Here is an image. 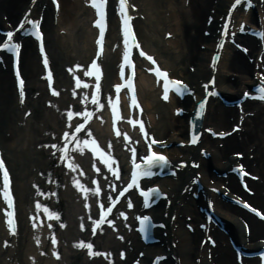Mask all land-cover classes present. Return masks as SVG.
<instances>
[{"label": "bare ground", "instance_id": "obj_1", "mask_svg": "<svg viewBox=\"0 0 264 264\" xmlns=\"http://www.w3.org/2000/svg\"><path fill=\"white\" fill-rule=\"evenodd\" d=\"M29 1L30 0H0V23H5L9 20L15 21L21 11L23 14L27 10ZM230 1L231 0H132L133 4L138 8L139 14L135 20L136 30L144 46L156 53L158 60L161 61L164 67L171 68L173 71L172 75L184 76L185 79H187L191 87L195 89L193 92L195 98L199 93L201 96L202 85H200V83L205 82L210 73H213L216 77L214 86L218 87L221 94L224 96L236 97L239 90L246 88L247 84L254 82L251 75L253 66L247 62L246 56H241V54L232 47L225 46L220 55V60L213 68L208 64L210 54L213 51V54L215 53L213 42L216 36L214 27H216L218 22L217 17L223 15V11L226 10L225 8ZM60 2L61 14H63L64 17L60 15L62 19L60 22L58 19V24L56 26L52 24L51 9L44 7L42 10L44 18L42 20V26L46 33L48 47H50V56L53 58V66L55 67L56 76L58 77L61 76L60 65L64 61H70L75 57L87 58L86 54L90 47L88 41L91 37L88 25H86L87 28H85L84 34H78V36H76L75 33L72 32V35L71 32H69L70 29L78 27L77 24L81 21L78 18L79 16H76L78 14V7H73L76 1L60 0ZM42 5L43 2H41L38 8H33V14L38 13ZM79 11L85 16L84 18L87 22L88 9L82 7ZM143 14L145 16L144 20ZM3 15L7 16L6 21L2 19ZM140 15H142L141 18ZM206 15H209V19L212 21L210 27L206 28L210 32L209 36L202 35L203 27L205 26L204 23L207 20ZM241 16L240 13H235L231 18L232 20H235V18L239 20L242 19L240 18ZM251 16L253 17L252 14L244 16L248 23H250L249 19H251ZM83 23L79 24L80 29L83 28ZM61 28H67L68 32L66 35L56 34ZM166 32L171 33L170 39L165 40L163 38ZM241 41L250 48L248 56H251L250 54L255 56L258 53V48L255 46L257 42L255 38L243 37ZM22 48L24 51L21 57V68H23L25 77H27V87H29L31 91V89H34L33 86H36L35 75L39 69L37 65L38 60L28 42H24ZM70 52H74V54L71 55ZM69 54L70 56L68 57L67 55ZM105 55L106 60L104 63L106 75H108L110 71V62L115 60L117 54L115 53L113 56V53L108 52V54L105 53ZM190 65L193 66L194 72H190L188 69ZM10 78L5 70H0V109L2 112L0 127L4 129L8 128L12 131V135H15L16 127L13 126V121L17 116L15 112L17 107H15L14 104L16 97L15 89L13 88V78ZM137 81L138 91L144 102L145 110L150 120L149 123L152 124L155 135L159 139L167 138V141L172 143L169 147L170 156L172 157L173 153L178 150L179 154L183 153L184 156L187 155L189 159L192 157L193 159H200L192 147L188 149H176L173 146V142L181 140V137L184 136L186 132V117L190 115L194 99L190 96L185 97L182 101V107L185 108V113L180 118L174 117L172 115L174 99L163 98L162 101L161 99L158 101L154 90L149 87L150 83L147 77L139 74ZM37 84L40 86L39 81ZM146 85L150 88L149 90L146 88ZM39 101V99L33 101L31 105L34 108L33 113H35V110L37 112V110L40 111V109H42L41 104L38 103ZM57 101H59V99ZM212 102L214 101L209 102L207 106L208 112L202 121L205 125L222 126L228 124L230 118H234L235 120V108H225L221 106L219 102L214 103L215 105L213 106ZM246 105V111L252 110L258 106L255 103H247ZM44 110L46 109H43V111ZM33 113L31 116H33V118L37 117L36 114L33 115ZM155 114H158V117H154ZM255 114L256 115L253 117H246L241 123L242 130L239 134L235 133L224 140H220L224 145L221 149L215 146V143L220 141L205 138L200 144V147L207 148L206 150L210 152V156H212L211 159H200L198 170L186 166L181 172H178L176 177L170 176V178L160 181V186L163 190H167L169 194L178 196L177 192L179 185L182 186L185 183H189L190 178L195 172H201V183L205 189V193H209L206 188L207 186H220V192H223L224 187L222 185L225 186L223 178H217L214 172L210 171L209 166L211 165V161L212 165H215L217 170L228 169L231 163H234V158L229 156L227 151H230L229 154L231 155V153L240 152L241 149V151L245 153L241 161L247 165L246 170L249 173L253 172L260 176V181L249 182L251 185L253 184L256 189V194L251 200L264 209V112L258 108ZM29 129L31 131V126H29ZM33 135L34 137H39L38 129H35ZM13 137L14 136L9 138V140L7 139V144L3 143L8 150V156L13 159V162L16 164L17 160H20L21 163L17 164V169L21 165H24L23 158L26 159V156L22 155V151L19 150L20 146H18V142L17 146L19 148L14 146ZM250 147L253 148L252 152L254 153V157L249 159L248 149ZM83 173V176H85V174L90 176L91 172L88 170V167L85 166ZM17 175L20 180H24L27 177V175L25 176L20 173H17ZM100 177L97 179L99 180ZM212 178L215 179L213 185L208 183V179ZM232 178L234 179L233 175L228 177L230 186L235 184ZM100 185L101 187L104 186V181H101ZM236 189L235 184V186H232L231 190L235 191ZM102 190L103 193H105V188ZM177 196L173 199V203L170 205L171 207L166 206L164 203H159L155 207L154 217L162 219L164 218L163 215L165 212L170 210L177 216L172 226L180 221L178 214L191 215L192 222L198 221L201 215L197 211V205L202 204L201 196L193 200L191 197L184 194L180 198V202H184L182 205L176 200L179 198V196ZM212 196L215 200L216 214L222 220H226V223L230 226L231 235L234 237L236 236L238 242L242 243L244 246L246 243L243 241V234L238 227L236 215L245 214L249 217L251 222L249 241H251L252 246L255 247V239L262 238V236L256 237V235L261 234L264 236V223L262 224L256 221L245 212L239 210L236 206L225 202V200H221L219 195L213 194ZM196 224L197 222L194 224L195 230L193 233L185 229L182 230L181 227L176 228L175 231L171 230L172 241L176 238L178 240L176 249H170L168 251L165 245L169 238H162L161 242L164 243L163 247L157 244L156 251L152 250V248H148L146 256L152 255L154 252H162L168 255V259L164 264H210L205 257L196 261L197 257L205 252L204 249H200L197 244V237L200 235V231ZM122 231L120 232L122 233ZM215 234L225 243V246L216 248L215 253L213 252L215 256L212 261L218 262L219 264H237L234 262V252L227 242V235L224 236L218 232ZM135 242L134 240L133 245L137 247ZM172 255H175L176 258L173 259L171 257ZM0 256H2V254H0ZM256 262V258L246 260V264H256Z\"/></svg>", "mask_w": 264, "mask_h": 264}, {"label": "snow or ice", "instance_id": "obj_2", "mask_svg": "<svg viewBox=\"0 0 264 264\" xmlns=\"http://www.w3.org/2000/svg\"><path fill=\"white\" fill-rule=\"evenodd\" d=\"M91 2H93L95 4V7L98 9V15L100 16H103L104 13L102 11V9L104 8V2L105 0H100L99 3H96V0H91ZM237 3H239V0H237ZM235 5H233L234 7ZM133 7H135V5H133ZM121 12L123 13L125 11V0H121V8H120ZM127 17L125 18V24H127ZM29 23L32 25V27L34 29H36L35 31V35L37 36V38H40L42 39V33H40V31L38 30V21H35V20H31L29 21ZM97 24H100L101 26V36L103 35V31H104V24L102 23V21L100 19H98L96 21ZM227 26H225L226 28ZM8 37H12L13 33L12 32H8L6 34ZM125 35H127V32H125ZM260 35H264V33H261ZM125 43H127V41H125ZM19 47L18 44H10L8 41H5L4 43L0 44V48H3V49H8V50H12V49H17ZM145 55H147L146 53H144ZM148 59L149 60H152L153 58L151 56H148ZM215 59V57H214ZM45 63H47V61L45 60ZM93 66L94 67H97V71H96V77H97V81H99V78H100V70L98 68V66L95 65V62L93 63ZM157 71V74L160 75V76H164L165 78V85H164V98L167 99L168 98V83H172L174 85H176V90L179 92L182 90V88L184 87L182 82L181 81H177V80H172V81H168V77H167V73L166 71H161L159 70L158 68L156 69ZM89 75H92V73H88ZM19 71H17V76L19 77ZM51 78V77H49ZM19 84H20V96H21V100L23 101V98H24V88H23V85H24V81L23 79H19ZM97 88H99V84H97ZM116 88L119 89L120 88V85L117 84L116 85ZM261 94H260V97L261 99H264V88H261L260 90ZM93 99H95V97H93ZM201 107H203V104H201ZM177 111H180L179 109ZM72 113L69 112V117H71ZM199 115V113H198ZM77 131H79V128H77ZM65 135H67V133H65ZM220 135H223V133H220ZM193 142H195V136H193ZM53 148H55L56 146L55 145H52ZM95 151V149H94ZM149 151H150V155L146 156L144 159L146 161H148V166L150 167L151 164H157V163H162V162H166V157L163 156L162 154H159L155 151H151V146H149ZM63 159V158H62ZM105 163H107V161H105ZM69 167H71V165H69ZM140 165H137V168H139ZM0 169L3 170V180H4V188H3V191H4V196H5V199L8 200L9 202V205L12 204V197L10 196V193H9V185H10V176H9V173H8V170L7 168L5 167V164H4V161L2 158H0ZM147 174H150L149 172H140V173H137V172H134L133 173V176H132V181L133 183L136 182V179H137V176L138 175H147ZM129 187H131V185H129ZM93 191H96L95 189ZM150 191H153L155 192L157 195H159V190L158 189H153V190H150ZM41 205L39 204V202H37V207L39 208ZM129 206L131 207V203H129ZM251 207V206H249ZM253 211H256V209H252ZM45 211H48V209L45 207ZM9 216L12 215V213H8ZM51 215L53 216H57L58 214L57 213H51ZM101 218H103V214H101ZM142 220H147L148 218L147 217H142L141 218ZM9 223V226L12 225V221L9 220L8 221ZM97 223H99V221H97ZM108 223H112L111 220L108 221ZM81 227H83V224L81 225ZM14 230V229H13ZM55 242V241H54ZM89 248H91V244L88 245Z\"/></svg>", "mask_w": 264, "mask_h": 264}, {"label": "rangeland", "instance_id": "obj_3", "mask_svg": "<svg viewBox=\"0 0 264 264\" xmlns=\"http://www.w3.org/2000/svg\"><path fill=\"white\" fill-rule=\"evenodd\" d=\"M182 230H183V228H182ZM256 236H259V235H256ZM261 236V235H260Z\"/></svg>", "mask_w": 264, "mask_h": 264}]
</instances>
